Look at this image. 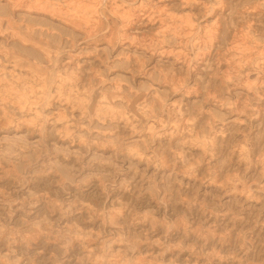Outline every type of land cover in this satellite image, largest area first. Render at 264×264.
I'll use <instances>...</instances> for the list:
<instances>
[{"label":"rangeland","instance_id":"obj_1","mask_svg":"<svg viewBox=\"0 0 264 264\" xmlns=\"http://www.w3.org/2000/svg\"><path fill=\"white\" fill-rule=\"evenodd\" d=\"M0 264H264V0H0Z\"/></svg>","mask_w":264,"mask_h":264},{"label":"bare ground","instance_id":"obj_2","mask_svg":"<svg viewBox=\"0 0 264 264\" xmlns=\"http://www.w3.org/2000/svg\"><path fill=\"white\" fill-rule=\"evenodd\" d=\"M101 109H103V107H101ZM106 109V108H105ZM186 122H188V121H186ZM185 125V124H184ZM161 126V125H160ZM163 126V125H162ZM187 128V126L185 125V127H184V129L183 130H185ZM181 132H183L182 130H181Z\"/></svg>","mask_w":264,"mask_h":264}]
</instances>
